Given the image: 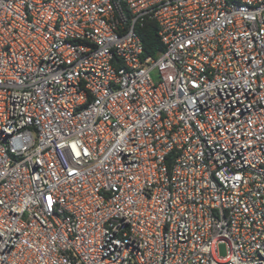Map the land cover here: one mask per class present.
Returning a JSON list of instances; mask_svg holds the SVG:
<instances>
[{
  "label": "built area",
  "instance_id": "obj_1",
  "mask_svg": "<svg viewBox=\"0 0 264 264\" xmlns=\"http://www.w3.org/2000/svg\"><path fill=\"white\" fill-rule=\"evenodd\" d=\"M0 264H264V0H0Z\"/></svg>",
  "mask_w": 264,
  "mask_h": 264
},
{
  "label": "trees",
  "instance_id": "obj_2",
  "mask_svg": "<svg viewBox=\"0 0 264 264\" xmlns=\"http://www.w3.org/2000/svg\"><path fill=\"white\" fill-rule=\"evenodd\" d=\"M143 43L144 55L155 56L158 51L163 49L157 36V27L153 21L145 22L137 29Z\"/></svg>",
  "mask_w": 264,
  "mask_h": 264
},
{
  "label": "rangeland",
  "instance_id": "obj_3",
  "mask_svg": "<svg viewBox=\"0 0 264 264\" xmlns=\"http://www.w3.org/2000/svg\"><path fill=\"white\" fill-rule=\"evenodd\" d=\"M218 254L220 256H225L228 252V248H227V245L225 243H220L218 244Z\"/></svg>",
  "mask_w": 264,
  "mask_h": 264
}]
</instances>
